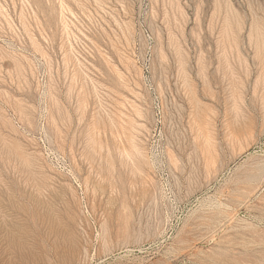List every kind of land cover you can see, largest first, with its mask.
<instances>
[{"label":"rangeland","instance_id":"rangeland-1","mask_svg":"<svg viewBox=\"0 0 264 264\" xmlns=\"http://www.w3.org/2000/svg\"><path fill=\"white\" fill-rule=\"evenodd\" d=\"M0 264H264V0H0Z\"/></svg>","mask_w":264,"mask_h":264}]
</instances>
